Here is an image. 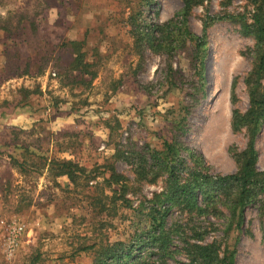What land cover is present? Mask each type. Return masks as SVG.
Here are the masks:
<instances>
[{"label":"rangeland","instance_id":"obj_1","mask_svg":"<svg viewBox=\"0 0 264 264\" xmlns=\"http://www.w3.org/2000/svg\"><path fill=\"white\" fill-rule=\"evenodd\" d=\"M252 10L246 0H0V264H157L146 245L138 260L119 256L145 244L167 166L183 179L226 176L246 147L231 118L248 108L254 41L237 17L250 22ZM166 24L172 39L154 51L143 36ZM204 28L201 60L182 31ZM255 148L264 171V126ZM219 212L173 207L166 264H191L183 244L199 238L235 264H264L262 209L250 205L232 230Z\"/></svg>","mask_w":264,"mask_h":264},{"label":"trees","instance_id":"obj_2","mask_svg":"<svg viewBox=\"0 0 264 264\" xmlns=\"http://www.w3.org/2000/svg\"><path fill=\"white\" fill-rule=\"evenodd\" d=\"M253 6L248 22L244 15L238 16L242 34L254 41L250 50L252 66L244 78V85L248 95V108L244 113L232 112L231 127L233 130L244 129L247 136V144L244 150L235 153L234 159L237 171L226 176H211L209 174L191 170L186 178H181L175 173V166H167V186L165 190L156 196V200H150L148 225L145 239L134 249L121 252L120 258L138 260L141 250L146 246L155 250L152 255L157 258V264H166L175 250H171L169 232L165 231L166 220L174 208H185L195 211L197 214L210 213L212 215L227 212V228H240L244 221L247 208L257 205L264 213V171L256 169L257 152L255 148L258 135L264 126V0H246ZM169 24L156 26L154 32L148 31L143 38L152 50L165 47L167 41L172 39L166 29ZM164 33L166 35H164ZM182 34L192 43L196 56H205L206 29L201 36H195L183 29ZM158 35V36H157ZM75 45L74 43H72ZM202 51V52H201ZM74 69H86L89 65L80 64L73 60ZM80 64V65H79ZM79 65V67H77ZM166 151L170 152L169 144L164 143ZM167 165V164H166ZM62 168L68 166L63 162ZM181 166V165H179ZM67 175V174H65ZM69 177V176H68ZM135 250V253L133 251ZM183 250L186 259L191 264H235L234 252H221L216 241L209 243L200 238L194 243L185 241ZM147 258L142 259L145 263Z\"/></svg>","mask_w":264,"mask_h":264},{"label":"bare ground","instance_id":"obj_3","mask_svg":"<svg viewBox=\"0 0 264 264\" xmlns=\"http://www.w3.org/2000/svg\"><path fill=\"white\" fill-rule=\"evenodd\" d=\"M215 86H216V85L214 84V82H212L211 87H210V89H209V91H208L209 95H211V93H213V92L215 91V89H216Z\"/></svg>","mask_w":264,"mask_h":264}]
</instances>
